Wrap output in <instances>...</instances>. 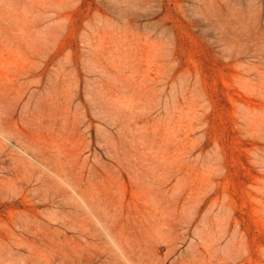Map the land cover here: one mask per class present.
<instances>
[{
    "label": "rangeland",
    "instance_id": "1",
    "mask_svg": "<svg viewBox=\"0 0 264 264\" xmlns=\"http://www.w3.org/2000/svg\"><path fill=\"white\" fill-rule=\"evenodd\" d=\"M0 264H264V0H0Z\"/></svg>",
    "mask_w": 264,
    "mask_h": 264
}]
</instances>
